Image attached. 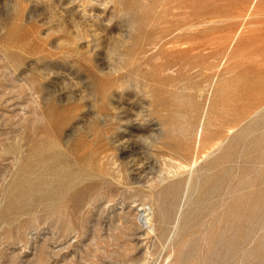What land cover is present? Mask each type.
I'll return each mask as SVG.
<instances>
[{
	"label": "rangeland",
	"instance_id": "374dc122",
	"mask_svg": "<svg viewBox=\"0 0 264 264\" xmlns=\"http://www.w3.org/2000/svg\"><path fill=\"white\" fill-rule=\"evenodd\" d=\"M0 264H264V0H0Z\"/></svg>",
	"mask_w": 264,
	"mask_h": 264
},
{
	"label": "bare ground",
	"instance_id": "6f19581e",
	"mask_svg": "<svg viewBox=\"0 0 264 264\" xmlns=\"http://www.w3.org/2000/svg\"><path fill=\"white\" fill-rule=\"evenodd\" d=\"M211 42V41H210ZM216 42V41H215ZM228 55V54H227ZM7 70V69H6ZM8 71V70H7ZM219 71V70H218ZM229 73V72H228ZM215 78V77H214ZM204 79V78H203ZM27 86V85H26ZM23 87V86H22ZM33 103V102H32ZM229 109V108H228ZM34 115V114H32ZM36 115V114H35ZM232 130H230V134ZM219 142V141H218ZM216 143L214 144L211 148L216 149L218 147L221 146V143ZM211 150V151H212ZM104 156V154H103ZM82 157L78 156L77 160H81ZM59 159V158H58ZM56 159V160H58ZM61 159V158H60ZM60 161H57V165H55L52 169H47L45 168V171L50 173L49 177L51 178V181L48 183H44V186L46 187H50L52 191H62L64 192L65 190L67 191L68 189H74L77 187L76 183L79 181H82V176L79 175V173L72 171L70 169L69 166H67L66 163L61 164L59 163ZM47 165V164H46ZM45 165V166H46ZM48 167V166H47ZM52 167V166H51ZM101 174H99L100 176H102V171H99ZM42 174V173H41ZM47 174V173H46ZM43 175V174H42ZM32 192V191H31ZM153 203V202H152ZM149 211V210H148ZM146 212V211H145ZM148 216H143L142 214L139 217V221L143 222H148L149 224H151L150 220L147 218ZM142 225V224H141ZM146 225V223H145ZM152 228V227H150ZM153 231V229H152ZM154 232V231H153Z\"/></svg>",
	"mask_w": 264,
	"mask_h": 264
}]
</instances>
